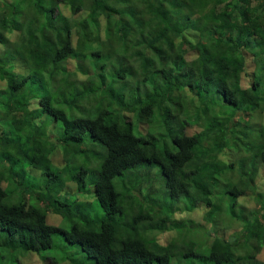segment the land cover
I'll use <instances>...</instances> for the list:
<instances>
[{
	"label": "trees",
	"instance_id": "trees-1",
	"mask_svg": "<svg viewBox=\"0 0 264 264\" xmlns=\"http://www.w3.org/2000/svg\"><path fill=\"white\" fill-rule=\"evenodd\" d=\"M263 173L264 0H0V264H262Z\"/></svg>",
	"mask_w": 264,
	"mask_h": 264
},
{
	"label": "rangeland",
	"instance_id": "rangeland-1",
	"mask_svg": "<svg viewBox=\"0 0 264 264\" xmlns=\"http://www.w3.org/2000/svg\"><path fill=\"white\" fill-rule=\"evenodd\" d=\"M249 67L252 68L251 64ZM242 82L246 84L248 82V80L247 81L244 80ZM192 132L193 131L190 130L189 133L192 134ZM52 160H53L54 164H56L60 167L64 165L63 164L64 159L60 155H59V157H52ZM94 162L95 161H93L92 159L90 161L88 159H86V164L88 166H91V168H93V166H95L96 163H94ZM90 163H91V165H90ZM98 168H99V165L97 166L96 169H98ZM91 173L92 172H89V175H91ZM40 183L41 182H39V184ZM73 183H74V185L76 184L75 182H73ZM86 184H87V189L91 192V184H90L89 179H86ZM74 185L71 183H67V186H66L67 188L65 190L68 191L67 195H68V197H70V199L72 201L80 202L79 204L82 205V209H83V211L81 210V214H83V216H89V218L93 217L98 222L100 221V219L104 220L105 218H107L108 215H106V217H104V212L102 211V209L100 208L98 203L93 199V197L91 196V193H84L83 191L79 193L76 191L77 192L76 195L72 194V191L75 190ZM42 186L43 185H41V187ZM251 207H252V205L247 207V208L250 209ZM80 216H78V217H80ZM72 218L74 219V214H73ZM199 220L200 219L197 218L198 222H199ZM47 221H49V223L54 224L56 226L63 227L65 229V231L70 230L71 221L64 220V219H62V217H60L58 215L56 216V215H53L51 213L47 214ZM235 228L236 229L228 230L229 233H226L224 235V237L226 239L230 240L231 235H232L231 232L238 229L236 226H235ZM241 229H243V228H240L238 230L240 231ZM221 234H223V231H221ZM171 235H172L171 233L161 234V235H156V238L158 239V242L166 243V240ZM259 251L260 252L256 257V261L264 264V246ZM20 253L31 254L30 256L24 257L21 260V264H51L53 259L56 260L57 264H61L60 261H62L66 256H70V255H74L77 259L83 261L84 264H91V260H85L82 256V254L78 253L77 248L75 246H70L67 243H65L64 238H63L62 234H60V233H57L53 236V247L51 249L44 251V252L37 253V252H27V251H24L21 247H18L17 252L15 253L16 258L18 257V254H20ZM4 264H9V263H4ZM62 264H69V263L65 261Z\"/></svg>",
	"mask_w": 264,
	"mask_h": 264
},
{
	"label": "clouds",
	"instance_id": "clouds-1",
	"mask_svg": "<svg viewBox=\"0 0 264 264\" xmlns=\"http://www.w3.org/2000/svg\"><path fill=\"white\" fill-rule=\"evenodd\" d=\"M2 187H4V185H3V182H1V184H0ZM50 213V212H49ZM31 254H27V253H24V255L21 257V260L24 258V257H26V256H30ZM21 260H20V264H21Z\"/></svg>",
	"mask_w": 264,
	"mask_h": 264
}]
</instances>
